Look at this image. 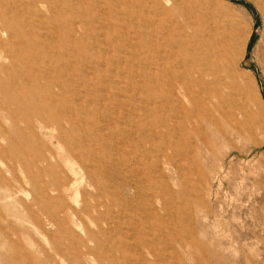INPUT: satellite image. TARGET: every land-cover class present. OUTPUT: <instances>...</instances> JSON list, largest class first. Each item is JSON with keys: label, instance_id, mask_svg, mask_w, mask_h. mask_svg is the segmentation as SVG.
Here are the masks:
<instances>
[{"label": "rangeland", "instance_id": "1", "mask_svg": "<svg viewBox=\"0 0 264 264\" xmlns=\"http://www.w3.org/2000/svg\"><path fill=\"white\" fill-rule=\"evenodd\" d=\"M204 1L206 41L249 113L214 144L161 78L192 34L171 0H0V254L18 251L13 264H264V0Z\"/></svg>", "mask_w": 264, "mask_h": 264}, {"label": "bare ground", "instance_id": "2", "mask_svg": "<svg viewBox=\"0 0 264 264\" xmlns=\"http://www.w3.org/2000/svg\"><path fill=\"white\" fill-rule=\"evenodd\" d=\"M157 1V0H156ZM170 1V0H168ZM173 2L172 9H175V20L179 21L184 28L192 29L190 37L186 38L185 47L187 46V54L185 56L186 62L183 60L179 63L176 69V74L167 71L163 68L161 73L162 80L164 81L166 88L171 91V100H174L179 106L178 110L181 113L183 119L191 120L193 123V133L198 134V137L205 138L208 143H215V134L219 138L225 139L228 137L230 131L241 132L242 127L245 125L247 116L246 105L242 96V89L238 84V77H229L226 73V67L223 60L222 49H214L210 43L206 41V34L203 31L205 26L212 24L213 19L211 15L213 11L210 7L206 6L204 0H171ZM162 2V1H160ZM166 2V1H165ZM164 2V3H165ZM163 3V4H164ZM162 4V6H163ZM169 4V3H168ZM167 4V5H168ZM166 6V5H165ZM167 8V6H166ZM162 8H160L161 10ZM171 9V10H172ZM162 11V10H161ZM164 11V10H163ZM167 11V10H166ZM161 15V14H160ZM174 16V15H173ZM161 17V16H160ZM166 19V17H165ZM165 21V20H164ZM168 22V21H167ZM173 22H176L173 20ZM156 23V22H154ZM149 24V23H148ZM178 24V23H177ZM174 25V24H173ZM175 26V25H174ZM179 27V25H177ZM176 27V26H175ZM177 28V27H176ZM181 28V27H180ZM188 29V31H189ZM162 30V29H161ZM183 30V28L181 29ZM164 31V30H163ZM162 31V32H163ZM166 31V30H165ZM161 32V31H160ZM175 33L177 31H174ZM173 32V33H174ZM183 32V31H182ZM191 32V31H190ZM165 33V32H164ZM166 33H168L166 31ZM181 33V32H180ZM187 33V30H186ZM169 34V33H168ZM188 34V33H187ZM178 35V34H174ZM184 35V34H183ZM160 36V35H159ZM162 36V35H161ZM168 36V35H167ZM189 36V35H187ZM186 36V37H187ZM170 37V35H169ZM168 37V38H169ZM147 38V37H146ZM160 38V37H159ZM158 38V39H159ZM180 39V38H179ZM147 40V39H146ZM173 40V39H172ZM171 40V41H172ZM183 40V39H182ZM181 40V41H182ZM161 41V39H160ZM170 41V40H169ZM170 41V42H171ZM177 41V40H176ZM149 42V40H148ZM144 44V43H143ZM163 45V44H162ZM178 45V44H177ZM145 46V45H144ZM176 48V47H173ZM160 49V48H159ZM164 49V48H163ZM168 49V48H167ZM180 50V49H179ZM178 50V51H179ZM168 51V50H167ZM181 51V50H180ZM162 55L164 53H161ZM173 55H171L172 58ZM165 57V56H164ZM181 57V56H180ZM225 59V58H224ZM146 60V59H145ZM161 60L163 61L164 58ZM172 60V59H171ZM147 61V60H146ZM165 64V63H164ZM177 64L175 63V66ZM166 66H169L166 65ZM162 68V67H161ZM159 80V79H158ZM161 80V79H160ZM146 84L149 85L148 78ZM158 88V87H157ZM167 96V97H168ZM166 99V97H165ZM164 101V98H163ZM168 101V100H166ZM165 101V102H166ZM153 102V101H152ZM169 103V101L167 102ZM188 104V105H186ZM190 105V106H189ZM165 106V105H164ZM174 106V105H173ZM169 107V106H168ZM167 107V108H168ZM175 107V106H174ZM68 108V107H67ZM170 109V108H169ZM173 109V108H172ZM175 109V108H174ZM262 110L263 107H261ZM70 110V109H69ZM159 110V109H158ZM164 110V109H163ZM162 110V112H163ZM177 110V109H176ZM161 111V109H160ZM159 111V112H160ZM174 112V110H172ZM154 112V111H153ZM176 112V111H175ZM161 113V112H160ZM165 113V112H163ZM170 113V112H169ZM172 113V112H171ZM68 115V114H67ZM164 115V114H163ZM171 115V114H170ZM177 115V114H176ZM180 115V114H179ZM86 117V116H85ZM179 117L178 115L176 116ZM82 118V117H81ZM174 118V117H173ZM166 120V119H165ZM176 120V119H175ZM168 121V120H167ZM166 122V121H165ZM170 122V121H169ZM177 122V121H176ZM49 123V122H47ZM46 123V124H47ZM85 124V123H84ZM167 124V123H166ZM46 126L42 123V126ZM48 125V124H47ZM50 125V124H49ZM48 125V126H49ZM165 125V123H164ZM61 126V125H60ZM169 126V123L168 125ZM77 127V124L76 126ZM78 127H80L78 125ZM83 127V125H82ZM165 127V126H164ZM52 128V127H51ZM47 129V128H45ZM188 130L184 123L183 128ZM63 133V132H62ZM191 135V134H190ZM72 136V135H71ZM194 137V136H193ZM61 138V137H60ZM65 138V137H63ZM74 138V136H73ZM202 138L200 141H202ZM62 139V138H61ZM69 139V138H68ZM84 139V137H83ZM70 140V139H69ZM85 140V139H84ZM186 140V139H185ZM73 141V140H72ZM66 142V140H65ZM77 142V141H76ZM87 142V141H86ZM187 142V141H186ZM204 142V141H203ZM71 143V142H70ZM65 144V143H64ZM86 144V143H85ZM88 144V143H87ZM69 145V144H68ZM67 145V146H68ZM78 146V142H77ZM69 148V147H68ZM76 148V146L74 147ZM73 149V148H72ZM25 170H27L25 168ZM29 170V169H28ZM27 170V171H28ZM74 173V172H73ZM66 174V173H65ZM90 174V173H89ZM123 174V173H122ZM64 175V173H63ZM67 175V174H66ZM31 176V175H30ZM60 176V175H59ZM65 176V175H64ZM94 177V176H93ZM60 178V177H58ZM74 178V177H73ZM77 178V177H76ZM75 178V179H76ZM63 179V178H62ZM58 181V180H57ZM60 181V179H59ZM63 181V180H61ZM92 181V180H91ZM175 181V180H174ZM65 182V181H63ZM62 182V183H63ZM90 182V181H88ZM21 183V182H20ZM61 183V182H60ZM67 183V182H66ZM124 183V182H123ZM23 184V183H22ZM21 184V185H22ZM64 184V183H63ZM75 186L76 184L73 183ZM96 184V183H95ZM37 185V184H36ZM45 184L44 187H46ZM57 185V184H55ZM73 185V186H74ZM90 185V184H89ZM97 185V184H96ZM59 186V184H58ZM66 186V185H65ZM68 186V185H67ZM72 186V185H71ZM92 186V185H91ZM49 186H47L48 188ZM62 187V186H61ZM69 187V186H68ZM88 187V186H87ZM178 187V186H177ZM181 187V186H180ZM37 188V187H35ZM26 189V188H25ZM58 189V188H57ZM62 189V188H61ZM72 187H69V190ZM48 190V189H47ZM60 190V189H59ZM75 190V189H74ZM98 190H101L98 185ZM44 191V190H43ZM52 191V190H51ZM67 191V190H66ZM57 192V191H56ZM61 192V191H60ZM99 192V191H98ZM172 192V191H171ZM101 193V192H100ZM161 193V192H160ZM57 194V193H56ZM59 194V193H58ZM62 194V193H61ZM162 194V193H161ZM172 194V193H171ZM4 195V194H3ZM39 195V193H38ZM41 195V194H40ZM49 195V194H48ZM64 195V193L62 194ZM156 194H154L155 196ZM163 195V194H162ZM174 195V194H173ZM177 195V194H176ZM2 196V195H1ZM43 195H41L42 197ZM59 196V195H56ZM55 196V198H57ZM91 196V195H90ZM5 197V196H3ZM1 197V199L3 198ZM61 197V195L59 196ZM93 197V196H92ZM132 197V196H131ZM175 197V196H174ZM37 198V197H36ZM44 198V197H43ZM95 198V197H94ZM154 198V197H153ZM160 200L162 199L159 197ZM158 198V199H159ZM129 200V199H128ZM24 202V201H22ZM159 202V201H158ZM161 202V201H160ZM5 203V202H4ZM97 203V202H96ZM26 204V203H25ZM28 204V203H27ZM26 204V205H27ZM114 204V203H113ZM4 205V204H2ZM29 205V204H28ZM27 205V206H28ZM80 205V204H79ZM155 205V204H154ZM5 206V205H4ZM30 206V205H29ZM29 209L30 210V208ZM78 206V204H77ZM91 206V205H90ZM99 206V205H98ZM114 206V205H113ZM89 207V205L87 206ZM24 208V207H23ZM78 208V207H77ZM76 208V209H77ZM83 208V207H82ZM81 208V209H82ZM90 208V207H89ZM154 208V207H153ZM75 209V208H73ZM105 209V208H104ZM156 209V208H155ZM89 210V209H88ZM62 211H65L64 209ZM77 212V210H75ZM84 211V210H83ZM106 211V210H105ZM82 212V211H81ZM89 213V211H86ZM102 212V211H101ZM33 213V212H32ZM83 213V212H82ZM17 214V213H16ZM79 214V213H77ZM87 214V213H86ZM85 214V215H86ZM82 215V214H81ZM81 215H79L81 217ZM84 215V214H83ZM101 215V214H100ZM106 215V214H105ZM17 216V215H16ZM19 216V215H18ZM102 217V216H101ZM17 218V217H16ZM17 219H21L20 217ZM56 220V219H55ZM52 221V219H51ZM54 221V220H53ZM77 221V220H76ZM41 222V221H40ZM75 222V221H74ZM38 224V223H37ZM36 226V224H35ZM46 227V226H45ZM60 227V225H59ZM42 231L47 229L41 227ZM41 230V229H40ZM48 231V230H46ZM45 231V233H46ZM7 236V235H6ZM8 236V240H10ZM6 240V239H5ZM8 240L6 242H8ZM79 241V240H78ZM12 242V241H11ZM77 242V241H76ZM82 242V241H81ZM85 242V241H84ZM183 242V241H182ZM2 243V242H1ZM5 243V242H4ZM9 243V242H8ZM7 243V245H8ZM147 246L148 244L145 243ZM176 245V244H175ZM4 246V245H1ZM0 246V247H1ZM41 246V245H40ZM185 246V245H184ZM6 248V246H5ZM4 248V249H5ZM9 248H12L9 246ZM3 249V247H2ZM9 250V249H6ZM12 250V249H11ZM1 251V250H0ZM18 251H10L0 254L2 264H13L18 258ZM38 253V250H37ZM45 254V253H44ZM37 255V254H36ZM21 256V255H20ZM23 256V255H22ZM26 259V258H24ZM211 263V262H210ZM32 264L34 262L32 261ZM53 264V263H51Z\"/></svg>", "mask_w": 264, "mask_h": 264}]
</instances>
